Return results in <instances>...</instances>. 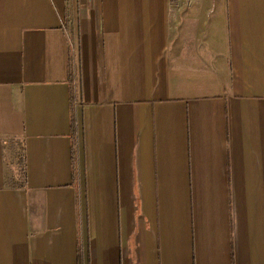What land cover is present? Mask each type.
<instances>
[{
    "label": "crops",
    "instance_id": "crops-1",
    "mask_svg": "<svg viewBox=\"0 0 264 264\" xmlns=\"http://www.w3.org/2000/svg\"><path fill=\"white\" fill-rule=\"evenodd\" d=\"M0 264H264V0H0Z\"/></svg>",
    "mask_w": 264,
    "mask_h": 264
},
{
    "label": "trees",
    "instance_id": "trees-1",
    "mask_svg": "<svg viewBox=\"0 0 264 264\" xmlns=\"http://www.w3.org/2000/svg\"><path fill=\"white\" fill-rule=\"evenodd\" d=\"M22 152L16 156L13 168H10V179L15 183L21 182L23 178Z\"/></svg>",
    "mask_w": 264,
    "mask_h": 264
}]
</instances>
